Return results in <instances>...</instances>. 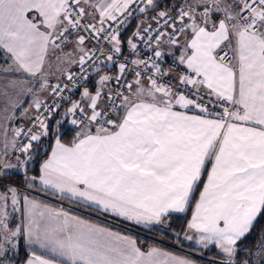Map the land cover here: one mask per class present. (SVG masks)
<instances>
[{
  "label": "snow or ice",
  "instance_id": "6c2138e0",
  "mask_svg": "<svg viewBox=\"0 0 264 264\" xmlns=\"http://www.w3.org/2000/svg\"><path fill=\"white\" fill-rule=\"evenodd\" d=\"M0 58L4 95L31 97L30 126L0 129V264H196L37 192L133 227L191 208L183 239L213 264L264 262L239 255L264 217V0H0Z\"/></svg>",
  "mask_w": 264,
  "mask_h": 264
},
{
  "label": "crops",
  "instance_id": "0c3cea01",
  "mask_svg": "<svg viewBox=\"0 0 264 264\" xmlns=\"http://www.w3.org/2000/svg\"><path fill=\"white\" fill-rule=\"evenodd\" d=\"M168 58H173V57L172 56H166L165 57V59H168ZM0 65H4V62L1 63ZM5 75H7L8 79H16L18 77L16 75H13V74H0V129L7 128L8 137H9V139H11V137H12V129L15 128V127L20 126L21 124L27 123V120L25 118H21L20 114L24 110V108H27L29 103H31V101H30L31 97L22 95V96H19L17 98L15 93H14V91L11 90V89L8 90V95L5 96L4 95ZM55 82H56L55 79L54 80L51 79V83H55ZM17 99L19 101H22V103L20 104L19 107H17L15 110H13V108L11 107L10 100L11 101H16ZM73 99H75V98H73ZM66 105L67 104H65V106ZM62 109L63 108H61V110H60L61 112H62ZM5 110H7V111H5ZM9 116L12 117L11 120L7 119V117H9ZM68 119H70V118H68ZM67 125L69 126V128L74 129L73 126H71L69 124H67ZM2 141H3V133H2V130H0V147H2ZM48 151H50V149H48ZM10 171H16V170H10ZM37 193H40L41 195H44V196L52 198L50 200V199L44 198L43 196L41 197V196L37 195L38 198L41 199L42 201H44L45 203L51 204L54 207H61L62 205H60L59 202H64L68 206H63V207L66 210L71 211L74 215H79V216H81L84 219L92 221L93 223H97V224H100L102 226L112 228L113 231H119V232H121V233H123L125 235H131V236H133L136 239V241H137V238H136V236L134 234L135 233L141 234V232L138 229H136V228L137 227L148 228V227H142V226L133 227L132 225L128 224L125 221L118 220V219L112 218L110 216L101 215V214H99L97 212H93V211H91L89 209H84V208L80 207L79 205H70L68 201L61 200L58 197L53 196L50 192L49 193L37 192ZM33 195H36V194L33 193ZM197 197H198V193H197L196 198ZM194 200H193V204H194ZM84 212H90L92 214H95L96 217L88 215L87 213H84ZM177 214H183V213H177ZM190 217H191V208L189 210V216H188L187 220L190 219ZM187 220L185 221V223L183 225V228L185 227ZM183 228H182V232L179 234L180 235L179 241L182 244H187V245H190V246H193V247H201L200 245H197L194 240L189 241V240L183 239V237H184ZM137 243H138V241H137ZM138 245L144 250H147L150 247H158V248L164 250L165 252H169V253L173 254L174 256L184 257L183 255L179 254L180 252L177 253V252H175L172 249H168V248L163 247V246L160 247L156 243H152V242L149 243L148 242V243H146L143 246H142V244L138 243ZM33 250L36 251L38 255H48V253L44 252V250H41L39 248H36V249H33ZM215 250L218 253V250L216 248H215ZM26 258H27V256H26ZM184 258H186V257H184ZM188 259H190V258H188Z\"/></svg>",
  "mask_w": 264,
  "mask_h": 264
},
{
  "label": "trees",
  "instance_id": "16d2710c",
  "mask_svg": "<svg viewBox=\"0 0 264 264\" xmlns=\"http://www.w3.org/2000/svg\"><path fill=\"white\" fill-rule=\"evenodd\" d=\"M164 2L167 3L168 0H164ZM137 19H139V16L137 17ZM135 23H136V20H132L130 22V25L128 26L129 33H126V35L130 34V30L132 27L135 26ZM3 62L4 60L0 58V64ZM89 83L91 84V81ZM70 96L72 97V99L77 98L79 96V93L76 91H73L70 94ZM57 119H60V117L57 116ZM63 131L65 133L64 138L66 141L71 139V136L74 135V129L69 128L68 125H64ZM48 142L49 141L45 140V144H47ZM46 151H48V149H46L45 152ZM45 152H42L39 158L32 162L31 167L33 169V172H35L36 168H38L40 161H42V159L45 158ZM13 174H14L15 182L18 184L21 183V174L17 171H10V175H13ZM189 210L190 208L188 209V211H186L183 214H173L171 217L170 227H167V228H164L161 226H154L152 228L137 227L136 229H138L141 232V234L139 233L134 234L137 238L138 243L142 244V246L148 242L157 243L155 241L148 239L146 236H144V234L155 236L158 239L163 240L168 243H174L177 238L175 233H179L182 230V225H184L185 221L187 220L189 216ZM263 241H264V217H260L256 221L255 226L253 227L251 232L247 235L246 239H244L241 242L240 247L242 251L239 253L240 258L243 259L247 257L248 250L251 249L255 251L261 245ZM180 244L183 245L186 249L191 250L195 252L196 254H198V256L186 254L188 257L194 259L196 261V264H213L212 260L219 261L221 259V256L216 252L214 246H209L208 249H203L202 247H193V246L182 244V243ZM171 249L174 250L173 248ZM27 253H28V249L21 246L19 248V254L17 258H13V261H12L13 264H22L27 256ZM255 256L256 255H252L251 257L252 262L255 259Z\"/></svg>",
  "mask_w": 264,
  "mask_h": 264
},
{
  "label": "rangeland",
  "instance_id": "374dc122",
  "mask_svg": "<svg viewBox=\"0 0 264 264\" xmlns=\"http://www.w3.org/2000/svg\"><path fill=\"white\" fill-rule=\"evenodd\" d=\"M52 64H53L52 71L55 73V72H56V68H55V56L52 57ZM56 74L58 75L59 73H56ZM54 79H55V78L53 77L52 80H54ZM77 98H79V96H78ZM77 98H75V99H77ZM30 101H31V100H30ZM66 106H67V105H66ZM66 106H65V107H66ZM62 112H63V109H62ZM65 125H67V123H65ZM197 193H198V192H197ZM197 193H196V196H197ZM195 198H196V197H195ZM13 226H14V225H13ZM182 228H183V225H182ZM181 232H182V230L179 232V234H180ZM145 235L147 236L148 239L157 242L156 244H158L160 247L163 246V247H166V248H168V249L173 248V247H170V246H168V245L163 244L162 242H165V241L160 240V239H158V238L155 237V236L148 235V234H145ZM161 241H162V242H161ZM149 243H150V242H149ZM152 243H154V242H152ZM180 243H181V242L178 241V238H176V240H175L174 243H171V244L177 245V246L179 247V249L173 248L175 252L179 253V251H180L179 254L183 255V256L186 257V258H190V257H188L186 254H191V255L198 256V254H196L195 252H193V251H191V250L186 249V248H185L183 245H181ZM262 243H264V241H263ZM176 250H177V251H176ZM18 254H19V247H18L17 249H15V250L11 251V252L9 253V255H10L11 257H13V258H17ZM199 257H200V256H199ZM190 259H191V260H194V259H192V258H190ZM12 261H13V260H12ZM194 261H195V260H194ZM253 261H254V264H256V262L259 261V257H258V256H255V259H254ZM195 262H196V261H195ZM12 264H13V262H12ZM261 264H264V262H261Z\"/></svg>",
  "mask_w": 264,
  "mask_h": 264
},
{
  "label": "built area",
  "instance_id": "2783aa9c",
  "mask_svg": "<svg viewBox=\"0 0 264 264\" xmlns=\"http://www.w3.org/2000/svg\"><path fill=\"white\" fill-rule=\"evenodd\" d=\"M173 63V58H168V59H165V63L163 64V67H165V68H167V67H169L171 64ZM128 79H131V76H129L128 77ZM72 92H66L65 93V95H70ZM70 119H71V117H69ZM21 125H26V126H30V125H28L27 123H24V124H21ZM20 125V126H21ZM36 195H38V196H43L44 198H47V199H52V198H50V197H47V196H44V195H41L40 193H35ZM59 204L60 205H62V206H68L66 203H64V202H59ZM84 213H87L88 215H91V216H94V217H96L95 216V214H92V213H90V212H84ZM102 219V218H101ZM145 236V235H144ZM162 242V241H161ZM163 244H165V245H168V246H170V247H173V248H176V249H179V247L177 246V245H174V244H171V243H168V242H162ZM212 261H217L218 262V260H212Z\"/></svg>",
  "mask_w": 264,
  "mask_h": 264
}]
</instances>
